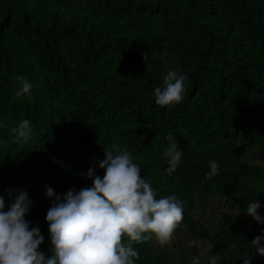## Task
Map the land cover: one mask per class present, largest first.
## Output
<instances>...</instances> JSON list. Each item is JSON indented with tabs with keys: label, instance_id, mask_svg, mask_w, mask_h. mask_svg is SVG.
<instances>
[{
	"label": "trees",
	"instance_id": "16d2710c",
	"mask_svg": "<svg viewBox=\"0 0 264 264\" xmlns=\"http://www.w3.org/2000/svg\"><path fill=\"white\" fill-rule=\"evenodd\" d=\"M87 2L83 9L59 0H0L3 211L19 192L29 200L38 196L29 183L50 180L61 198L70 189L92 187L89 169L99 167L103 148L118 144L133 155L157 198L174 193L182 199L186 234L210 243L217 264H243L245 254L251 264H264L252 245L264 236V223L242 220L249 202L264 206V166L246 156L258 153L264 160V0ZM14 11L21 15L16 27ZM165 50L176 56L174 70L187 76L183 101L170 108L156 105L154 96L168 72L156 60ZM141 58L150 69L140 66ZM17 76L33 83L30 95H15ZM24 119L31 122L32 139L16 143L11 129ZM169 133L182 151L171 174ZM213 160L218 172L208 177ZM226 193L234 195L236 215L211 231L196 218L194 205ZM52 200L40 214L24 217L44 237L39 251L46 259L53 255L46 222ZM134 248V264H172L151 259L149 241Z\"/></svg>",
	"mask_w": 264,
	"mask_h": 264
},
{
	"label": "clouds",
	"instance_id": "9594fccd",
	"mask_svg": "<svg viewBox=\"0 0 264 264\" xmlns=\"http://www.w3.org/2000/svg\"><path fill=\"white\" fill-rule=\"evenodd\" d=\"M14 79L20 83L16 96L31 94L33 83L29 79L25 76ZM186 81V75L169 70L163 79V88H155V104L170 108L181 103ZM32 132L27 119L11 129L16 143H28ZM166 139L165 156L169 165L166 172L171 174L182 159V151L171 133ZM103 151L104 158L99 163V168L105 170L103 178L94 176L93 169L87 173L92 187L79 192L70 189L63 198L55 195L51 187L46 188L49 199L55 196L46 216L53 246L51 258L46 259L39 251L44 242L39 228L30 229L24 219L31 203L27 193H17L7 212L3 211L4 199L0 196V264H134L139 257L135 244L155 240L163 248L172 243L182 226V199L174 193L157 198L127 149L113 144ZM218 167L215 160L211 161L207 176H215ZM9 195L13 193L10 191ZM259 208V201L249 202L246 213L258 223H264V217L257 212ZM262 239L264 236H257L252 245L264 257ZM194 244L200 246L199 242ZM247 255L243 264H251ZM219 259L213 254L208 264H217ZM191 264H201L199 256L193 257Z\"/></svg>",
	"mask_w": 264,
	"mask_h": 264
},
{
	"label": "rangeland",
	"instance_id": "374dc122",
	"mask_svg": "<svg viewBox=\"0 0 264 264\" xmlns=\"http://www.w3.org/2000/svg\"><path fill=\"white\" fill-rule=\"evenodd\" d=\"M10 3H15L17 0H8ZM65 6H72L75 8H88L90 7L87 0H59ZM104 1V0H101ZM5 12V11H4ZM11 24L16 27L17 24L21 22V15L19 12H11ZM58 17L61 20L66 19V12H59ZM35 51L43 56L41 50L34 45ZM76 57H82L81 53L78 49L74 52ZM157 63L162 66V69L169 71L174 70L176 67V56L167 52L166 50L157 56ZM140 66L145 67L146 69H150L151 63L146 61L144 58H141L139 61ZM253 152H258L257 148H253ZM246 156L254 160L261 165L264 166V160L259 158V155L247 153ZM94 174L105 171L104 169H100L99 167L94 169ZM54 182L50 180L44 181L42 184L33 185L31 183L27 184L26 187L30 189H34L38 192V196L30 200V207L28 214H40L43 211L44 205L49 199L46 195V188L51 187L53 189ZM234 198V195L230 193H226L225 195H212L209 197L206 203L198 204L195 203L194 208L196 211V218L204 223L207 227L210 228L211 231L217 230V226L219 222L225 217H232L236 215L235 208L232 207L231 202ZM258 214L261 217H264V206H260L257 210ZM250 216L246 215L243 217V221L245 223H249ZM151 247V255L150 258L160 257L163 260L169 261L172 264L177 263L179 260L184 259L191 263L193 257L199 256L201 259V264H204L206 261H209V257L213 255L212 245L210 243L194 240L191 236L187 235L185 232V228L182 225L175 234V238L169 246L161 248L155 240L149 241ZM194 242H199L200 246H195Z\"/></svg>",
	"mask_w": 264,
	"mask_h": 264
}]
</instances>
